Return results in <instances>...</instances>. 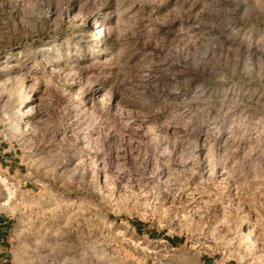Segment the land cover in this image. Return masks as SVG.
<instances>
[{"label": "rangeland", "instance_id": "1", "mask_svg": "<svg viewBox=\"0 0 264 264\" xmlns=\"http://www.w3.org/2000/svg\"><path fill=\"white\" fill-rule=\"evenodd\" d=\"M0 145V264H264V0H0Z\"/></svg>", "mask_w": 264, "mask_h": 264}, {"label": "crops", "instance_id": "2", "mask_svg": "<svg viewBox=\"0 0 264 264\" xmlns=\"http://www.w3.org/2000/svg\"><path fill=\"white\" fill-rule=\"evenodd\" d=\"M3 154H6L7 156H4ZM8 155L13 158L14 155L12 154V152H10V154H7V149L3 146L0 145V163L3 164V162H7L8 161ZM13 160H10V166L12 165ZM9 166V165H7ZM2 222H0V230L4 228V225L8 222L5 218L2 219ZM2 241H4V239H2Z\"/></svg>", "mask_w": 264, "mask_h": 264}, {"label": "trees", "instance_id": "3", "mask_svg": "<svg viewBox=\"0 0 264 264\" xmlns=\"http://www.w3.org/2000/svg\"><path fill=\"white\" fill-rule=\"evenodd\" d=\"M0 222H2L1 217H0ZM2 232L3 231L0 230V236H1V239H4V234Z\"/></svg>", "mask_w": 264, "mask_h": 264}]
</instances>
